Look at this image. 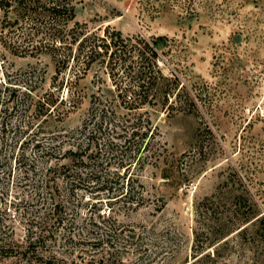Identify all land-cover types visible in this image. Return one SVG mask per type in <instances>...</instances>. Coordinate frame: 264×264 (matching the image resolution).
I'll list each match as a JSON object with an SVG mask.
<instances>
[{
	"label": "rangeland",
	"instance_id": "obj_1",
	"mask_svg": "<svg viewBox=\"0 0 264 264\" xmlns=\"http://www.w3.org/2000/svg\"><path fill=\"white\" fill-rule=\"evenodd\" d=\"M72 2L73 22L88 34L108 26L157 39L162 71L191 90L196 108L148 109L165 145L160 159L154 163L147 147L139 160L124 157L125 170L113 159L125 178L107 177L104 185L100 159L79 167L57 156L72 148L93 93L110 86L107 69L94 64L77 76L71 61L54 80L52 32L35 28L22 42L30 24L12 26L6 42L0 38V238L22 247L0 264H188L194 204L220 189L264 218V0ZM5 12L13 20L3 8L0 20ZM97 137L102 146L106 135ZM122 180L131 195L120 194ZM41 219L87 244L43 247L40 257L34 232ZM253 219L220 264H264V225ZM98 237L109 241L89 243Z\"/></svg>",
	"mask_w": 264,
	"mask_h": 264
},
{
	"label": "trees",
	"instance_id": "obj_2",
	"mask_svg": "<svg viewBox=\"0 0 264 264\" xmlns=\"http://www.w3.org/2000/svg\"><path fill=\"white\" fill-rule=\"evenodd\" d=\"M0 8L8 10L14 17L11 20L12 18H7V12L1 14L2 41L6 42L4 33L11 32V27L20 23L30 24L28 26L30 30L23 33L25 34L23 40L20 39L22 42L35 28L36 30L46 28L48 32H52L49 53L56 68L54 80L59 77L60 68H68L71 61L72 66L77 68L74 70L77 76L80 71L85 72L94 64L102 63L107 69V75L111 80L110 86L100 88L96 94L93 93L88 117L77 131L71 134L74 137L72 148L57 156L68 157L79 167L84 165L86 167L88 158L89 160L92 158L94 162L100 159L104 177L96 173L94 175L98 179L102 178L101 182L104 185L108 183L107 177L125 178L124 173L111 168L113 159V162L117 161L116 167L125 170L128 164L124 162V157L139 160V152L145 147L149 150L154 163L160 159L165 145L148 109L155 112L157 110L192 112L196 108L191 90L181 84L173 73L167 75L162 71L157 39H146L138 34L124 36L119 30L109 31L108 26L103 28L102 34H88L85 24H82L84 28H77L81 24L73 22L75 12L72 0H0ZM60 19L64 20L63 28L59 24ZM4 21L7 22L3 24ZM39 32L42 31L36 32V35ZM32 35L34 37V32ZM32 41L33 39L30 44ZM9 44L14 47L16 41H10ZM73 46H76L75 52ZM140 108L144 111L138 112L137 109ZM119 109L126 111L123 113ZM89 123L91 126L86 134ZM98 134L106 135L102 146ZM84 139L87 140L86 144ZM90 149L92 150L88 153ZM158 149L159 153L156 154ZM121 182L120 194L131 195V189L125 187L123 180ZM228 197L227 190L220 189L218 195L205 196L194 204L192 260L188 264H220L224 251L233 245L231 240L244 234L247 222L255 218L253 222L260 221L264 225V218L251 212V207L248 208L249 211L244 210L241 195L235 196L234 199ZM130 203L137 205L138 202ZM54 223L52 222L53 225ZM38 224L34 232V253L40 257H43L40 252L43 247L61 244L81 249L88 242V237H76L70 231L59 235L54 229L46 226L50 224L45 219H41ZM108 239L98 237L93 241L89 240V243L108 242ZM31 244L32 241L28 240L26 248L28 249ZM21 247L13 239L0 238V257L15 255Z\"/></svg>",
	"mask_w": 264,
	"mask_h": 264
}]
</instances>
